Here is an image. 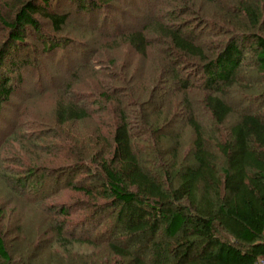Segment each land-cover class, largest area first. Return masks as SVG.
<instances>
[{"label":"rangeland","instance_id":"obj_1","mask_svg":"<svg viewBox=\"0 0 264 264\" xmlns=\"http://www.w3.org/2000/svg\"><path fill=\"white\" fill-rule=\"evenodd\" d=\"M26 1L0 0V48L10 41L6 22ZM240 2L257 3L264 13V0H120L92 12L80 9L77 0H51L52 12L69 15L60 31L47 17L36 15L39 30L26 29L24 42L14 45L16 53L6 59L2 73L8 71L14 87L10 100L0 108V237L12 255L11 264L126 263L125 258L112 256L107 246L120 236L115 232L118 208L94 213L88 198L69 187L71 181L87 178L84 156L93 151L96 140L110 138L117 115L116 109L109 112L106 107L116 108L123 100L125 110L135 118L134 109L144 113L145 101L154 106L155 114L153 108L149 111L150 126L162 130V136L151 132L152 127L146 132L134 128L139 131L135 143L140 153L153 162L163 164L174 155L188 158L195 135L188 125V106L182 103L186 96L177 91L174 81L164 82L162 71L169 65L164 58L166 45L155 42L141 56L121 36L142 30L159 17L167 25L192 32L196 42L212 54L233 36L260 33L240 14ZM251 44L246 43L241 81L225 93L236 113L243 108L264 110V74L256 70ZM173 60L181 75L195 83L188 95L193 113L210 123L202 103L206 95L201 89L203 63L186 57ZM105 91L113 96L112 102L101 109L96 102L104 101L101 93ZM85 98L92 115L57 123L59 102L77 104ZM229 120L235 121V114ZM100 148L99 142L96 149ZM211 149L222 161L217 148L211 145ZM18 178H25L27 185L16 187ZM60 209L68 214L61 215ZM64 226L66 240L81 237L85 241L59 243L58 229Z\"/></svg>","mask_w":264,"mask_h":264},{"label":"trees","instance_id":"obj_2","mask_svg":"<svg viewBox=\"0 0 264 264\" xmlns=\"http://www.w3.org/2000/svg\"><path fill=\"white\" fill-rule=\"evenodd\" d=\"M118 1L77 0L80 9L91 12ZM50 6L51 0H28L6 22L10 41L0 48V108L14 92L8 71L2 74L3 64L16 53L14 45L24 42L29 26L39 30L36 15L47 17L56 31L69 17L67 13L52 12ZM238 10L260 33L233 36L222 50L212 54L204 44L196 42L192 32L167 25L159 17L142 26V30L121 36L141 56H146L155 42L166 45L164 58L169 65L162 71L164 77L168 76L164 82L174 81L177 91L186 96L182 103L188 106V125L195 135L188 158L174 155L163 164L153 162L140 153L135 143L139 131L136 133L134 128L150 130L149 111L154 106L145 101L144 113L134 109L135 121L133 113L125 110V101H119L116 108L103 105L112 102L113 96L107 91L101 93L104 101L96 102L101 109L107 106L109 112L116 109L113 130L110 138L97 139L93 151L84 156L88 160L83 164L87 178L80 183L71 181L69 187L88 198L94 213L118 208L115 232L120 236L107 246L112 256L125 258V264H254L264 256V110L243 108L236 113L225 98L226 89L241 81L248 41L252 42L256 70L264 74V13L259 12L257 3L240 2ZM51 43L49 47H53ZM174 57L203 63L205 80L201 89L206 95L202 103L210 123L205 124L193 113L188 95L195 83L181 75ZM84 101L59 102L55 109L57 123L78 122L92 115L87 99ZM234 114L236 120L229 122ZM151 132L160 137L163 134L154 126ZM99 142L101 148L96 149ZM211 145L220 152L222 161ZM18 180L21 181L16 187L27 185L25 178ZM60 210L61 215L68 214L67 209ZM64 230L65 226L58 229L59 243L85 241L81 237L66 240ZM12 261L0 237V264Z\"/></svg>","mask_w":264,"mask_h":264},{"label":"built area","instance_id":"obj_3","mask_svg":"<svg viewBox=\"0 0 264 264\" xmlns=\"http://www.w3.org/2000/svg\"><path fill=\"white\" fill-rule=\"evenodd\" d=\"M254 264H264V256L258 258V259L254 262Z\"/></svg>","mask_w":264,"mask_h":264}]
</instances>
